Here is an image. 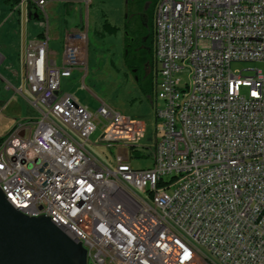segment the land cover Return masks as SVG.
Returning a JSON list of instances; mask_svg holds the SVG:
<instances>
[{"label": "built area", "instance_id": "built-area-1", "mask_svg": "<svg viewBox=\"0 0 264 264\" xmlns=\"http://www.w3.org/2000/svg\"><path fill=\"white\" fill-rule=\"evenodd\" d=\"M28 3L47 21V0L18 6ZM48 42L46 31L22 52V82L41 115L0 139L8 202L83 240L87 264H264V73L230 69L264 61V0L158 1L160 134L147 168L132 167L130 152L108 166L87 149L96 119L100 140L129 148L146 133L142 120L60 92V78L85 64L87 25L65 33L59 66ZM185 66L190 84L180 86Z\"/></svg>", "mask_w": 264, "mask_h": 264}, {"label": "rangeland", "instance_id": "rangeland-1", "mask_svg": "<svg viewBox=\"0 0 264 264\" xmlns=\"http://www.w3.org/2000/svg\"><path fill=\"white\" fill-rule=\"evenodd\" d=\"M150 1L47 0L46 21L43 14L35 19L29 9L23 15L22 8L17 9L0 0V55L3 58L0 63V137L16 123L41 115L31 102L33 97L26 83L22 82L24 45L31 40L37 41L39 33L48 31V49L60 51L65 31L87 25L86 62L77 77L72 74L60 78V92L72 95L92 112L105 103L124 116L142 120L146 125V133L142 139L131 143L133 146L129 148L122 142L100 140L102 124L96 119L97 128L90 136L87 149L108 166L114 164L115 155L128 157L129 152L131 157L128 162L132 167L151 166V149L156 136L160 134L156 131L160 122L156 121L154 106L150 103L155 99V89L151 92V99L144 95L137 81V77L141 81L142 73L139 71L134 74L123 62L124 46L127 45L130 32L128 24L137 18H146V7ZM154 1L156 6L159 0ZM104 24L116 27V33L109 34ZM148 24L154 25V13H150ZM230 69L237 73L242 71L243 76L253 75L255 70L264 73V61H233ZM177 77L180 86L190 84L189 68L183 67ZM22 84L24 89L20 91ZM157 106H160V101H157Z\"/></svg>", "mask_w": 264, "mask_h": 264}, {"label": "water", "instance_id": "water-1", "mask_svg": "<svg viewBox=\"0 0 264 264\" xmlns=\"http://www.w3.org/2000/svg\"><path fill=\"white\" fill-rule=\"evenodd\" d=\"M26 9L38 18L29 3L22 7L23 15ZM5 197L0 190V264H87L82 244L67 236L50 217L23 214Z\"/></svg>", "mask_w": 264, "mask_h": 264}, {"label": "trees", "instance_id": "trees-1", "mask_svg": "<svg viewBox=\"0 0 264 264\" xmlns=\"http://www.w3.org/2000/svg\"><path fill=\"white\" fill-rule=\"evenodd\" d=\"M4 2H8L11 6H15L17 9L19 8L18 4L20 0H3ZM155 1L151 0L146 7L148 14L146 18L144 17L143 22L140 24L141 29V36L140 40L134 41V37L131 32H128L129 37L127 40V45L124 46V53H123V62L127 69L133 71L134 74L137 72L142 73V79L138 78V86L141 92L144 95H147L149 99H151V92L154 89V81L157 68L154 58V25L151 26L148 24V19L154 13ZM39 18V16H38ZM107 26V30H110L111 33L117 31V28L114 26ZM126 27V26H125ZM124 27V28H125ZM41 35V33H39ZM139 42L142 47H139ZM143 43V44H142ZM148 68V71L146 70ZM155 72L154 76L152 72ZM151 78V79H150ZM150 79V81H148ZM5 136V135H4ZM4 136H1L0 139H3Z\"/></svg>", "mask_w": 264, "mask_h": 264}, {"label": "crops", "instance_id": "crops-1", "mask_svg": "<svg viewBox=\"0 0 264 264\" xmlns=\"http://www.w3.org/2000/svg\"><path fill=\"white\" fill-rule=\"evenodd\" d=\"M20 8H22L21 6H20ZM77 30H79V29H74V30H70V31H65V33H67V32H72V31H77ZM65 33H64V35H65ZM108 33L109 34H115L116 32H114V33H111L110 32V30H108ZM43 35L44 34H42L41 33V35H39L38 34V39H37V41H29L28 42V44L27 45H24V48H23V50L25 49V47H27V46H29V45H34V44H36L42 37H43ZM47 35H48V37H49V33H48V31H47ZM64 35H63V39H62V48H63V42H64ZM49 39H50V37H49ZM123 41H124V39H123ZM62 48H61V50L60 51H50V50H48L49 51V58L50 59H52L54 62H55V64L57 65V66H59L60 64H61V62H62ZM2 57H1V55H0V63H1V61H2ZM86 59H87V50H86V53H85V60H84V62H86ZM83 65H81V66H79V67H77V68H75V69H73L72 70V72H71V74H70V76L73 74V75H75V77H77L78 76V73H79V70H80V68L82 67ZM77 80V79H76ZM78 84V83H77ZM21 91V90H20ZM70 96H72V95H70ZM73 97V96H72ZM76 100V99H75ZM77 101V103L78 104H80V105H82L80 102H78V100H76Z\"/></svg>", "mask_w": 264, "mask_h": 264}, {"label": "flooded vegetation", "instance_id": "flooded-vegetation-1", "mask_svg": "<svg viewBox=\"0 0 264 264\" xmlns=\"http://www.w3.org/2000/svg\"><path fill=\"white\" fill-rule=\"evenodd\" d=\"M144 18H137L135 19V21H133V23L131 24H128L129 26V30L131 32V34L133 35L134 37V41L136 42L137 39L140 40V36H141V27H140V24L143 22ZM141 42H139L140 44ZM143 44V43H142ZM139 47H142V45L140 44Z\"/></svg>", "mask_w": 264, "mask_h": 264}, {"label": "bare ground", "instance_id": "bare-ground-1", "mask_svg": "<svg viewBox=\"0 0 264 264\" xmlns=\"http://www.w3.org/2000/svg\"><path fill=\"white\" fill-rule=\"evenodd\" d=\"M122 232H130L129 222H122ZM68 236L76 240V235H68ZM76 241H79L83 246V240H76Z\"/></svg>", "mask_w": 264, "mask_h": 264}, {"label": "snow or ice", "instance_id": "snow-or-ice-1", "mask_svg": "<svg viewBox=\"0 0 264 264\" xmlns=\"http://www.w3.org/2000/svg\"><path fill=\"white\" fill-rule=\"evenodd\" d=\"M253 95H255V93H253Z\"/></svg>", "mask_w": 264, "mask_h": 264}]
</instances>
